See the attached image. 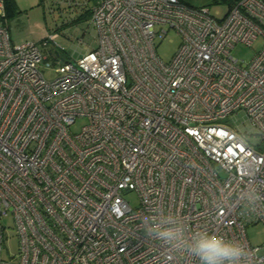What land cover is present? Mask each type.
<instances>
[{
	"label": "built area",
	"instance_id": "2783aa9c",
	"mask_svg": "<svg viewBox=\"0 0 264 264\" xmlns=\"http://www.w3.org/2000/svg\"><path fill=\"white\" fill-rule=\"evenodd\" d=\"M61 1L90 9L96 45L65 59L46 31L59 63L48 80L40 42L12 41L0 0V264H199L146 236L142 217L156 212L264 264L245 232L264 223V0H236L221 18L181 0ZM169 31L180 43L164 62L156 42ZM258 38L250 60L232 55ZM249 188L254 210L240 199Z\"/></svg>",
	"mask_w": 264,
	"mask_h": 264
},
{
	"label": "rangeland",
	"instance_id": "374dc122",
	"mask_svg": "<svg viewBox=\"0 0 264 264\" xmlns=\"http://www.w3.org/2000/svg\"><path fill=\"white\" fill-rule=\"evenodd\" d=\"M181 1L193 7H206L213 16L221 18L234 0ZM12 2L11 7L15 13L7 22L11 39L14 43L40 42L39 48L43 58L38 62V69L46 79L52 80L58 76L56 68L59 64L50 52L51 45H43L41 42L46 31L49 33L58 32V41L64 47V49H60V53L65 59H76L96 45L95 28L88 20L75 19L77 17L75 12L82 8L68 6L61 0H12ZM179 43V37L173 31H169L165 38L156 42L158 57L162 61L168 62L177 50ZM260 47L261 40L258 38L251 46L236 44L231 49V53L240 61H248ZM220 122L226 124L229 121L225 119ZM83 123V119H78L72 129L78 130ZM127 198L133 204L135 203L136 198L133 193H128ZM2 223L8 236L4 242L2 256L9 258V255L17 252L18 241L12 218L5 216ZM245 232L252 247L264 245V223L249 224L246 226Z\"/></svg>",
	"mask_w": 264,
	"mask_h": 264
},
{
	"label": "clouds",
	"instance_id": "9594fccd",
	"mask_svg": "<svg viewBox=\"0 0 264 264\" xmlns=\"http://www.w3.org/2000/svg\"><path fill=\"white\" fill-rule=\"evenodd\" d=\"M240 199L247 201L248 208L254 210L261 197L249 188L240 194ZM141 228L149 239H155L173 251L186 252L199 264H253L254 254L243 243L206 230L189 233L184 220L171 213L144 215Z\"/></svg>",
	"mask_w": 264,
	"mask_h": 264
},
{
	"label": "trees",
	"instance_id": "16d2710c",
	"mask_svg": "<svg viewBox=\"0 0 264 264\" xmlns=\"http://www.w3.org/2000/svg\"><path fill=\"white\" fill-rule=\"evenodd\" d=\"M236 0L232 1L230 7L235 3ZM12 0H5V17L3 18V23L5 26L8 27V20L14 15V9H12ZM90 16V9H84L83 12L77 14L76 20H88Z\"/></svg>",
	"mask_w": 264,
	"mask_h": 264
},
{
	"label": "crops",
	"instance_id": "0c3cea01",
	"mask_svg": "<svg viewBox=\"0 0 264 264\" xmlns=\"http://www.w3.org/2000/svg\"><path fill=\"white\" fill-rule=\"evenodd\" d=\"M80 12H83V11H81V10L78 11V10H77L75 13H76V14H79ZM40 37H41V36H40ZM40 37H39V38H40Z\"/></svg>",
	"mask_w": 264,
	"mask_h": 264
},
{
	"label": "water",
	"instance_id": "95a60500",
	"mask_svg": "<svg viewBox=\"0 0 264 264\" xmlns=\"http://www.w3.org/2000/svg\"><path fill=\"white\" fill-rule=\"evenodd\" d=\"M56 54H58L57 52H55Z\"/></svg>",
	"mask_w": 264,
	"mask_h": 264
}]
</instances>
